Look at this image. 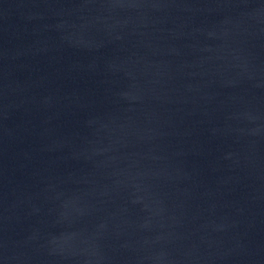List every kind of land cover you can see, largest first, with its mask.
<instances>
[{
    "label": "water",
    "instance_id": "water-1",
    "mask_svg": "<svg viewBox=\"0 0 264 264\" xmlns=\"http://www.w3.org/2000/svg\"><path fill=\"white\" fill-rule=\"evenodd\" d=\"M0 264H264V0H0Z\"/></svg>",
    "mask_w": 264,
    "mask_h": 264
}]
</instances>
